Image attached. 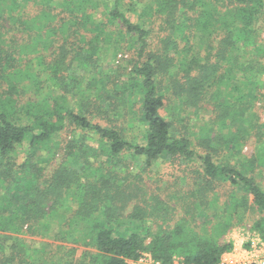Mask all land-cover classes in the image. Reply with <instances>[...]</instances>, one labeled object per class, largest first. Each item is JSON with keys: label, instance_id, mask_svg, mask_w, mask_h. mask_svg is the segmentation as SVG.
<instances>
[{"label": "trees", "instance_id": "16d2710c", "mask_svg": "<svg viewBox=\"0 0 264 264\" xmlns=\"http://www.w3.org/2000/svg\"><path fill=\"white\" fill-rule=\"evenodd\" d=\"M123 8V0H0V264H71L49 249L33 256L28 236L89 244L94 251L88 264H131L142 252L152 264H169L174 256L185 264H219L232 246L225 235L248 211L260 214L252 227L264 231L261 184L238 166L199 153L187 136L173 135L160 113L168 109V87L180 105L210 95L223 105L232 97L264 100V0L131 1L126 9L137 22ZM157 21L162 34L154 40ZM134 47L137 59L110 104L111 80L87 78L85 92L104 123L73 111L66 95H51L52 82L76 73L69 72L74 62L85 70L105 49ZM28 49L36 54L20 60ZM110 108L113 119L103 114ZM67 122L79 137L44 177L37 151L44 152ZM135 124L136 133L127 135ZM125 155L142 157L145 167L163 157L198 163L190 173L181 171L189 180L187 188L175 190L182 202L171 205L158 192L129 207L140 188L120 171ZM79 159L82 165H75ZM53 224L62 231L54 232Z\"/></svg>", "mask_w": 264, "mask_h": 264}, {"label": "rangeland", "instance_id": "374dc122", "mask_svg": "<svg viewBox=\"0 0 264 264\" xmlns=\"http://www.w3.org/2000/svg\"><path fill=\"white\" fill-rule=\"evenodd\" d=\"M131 1L143 3L144 0H123V10H125L130 19L137 22L138 19L136 14L126 9L128 3ZM26 8L31 14L35 13L33 11L35 9L32 8L31 3L27 5ZM154 24L155 26L152 28V39L155 40L162 32L159 30V21ZM260 28L261 35L264 36V26ZM79 31L81 32L80 29ZM67 34L71 35L69 31ZM23 35L25 42H29L30 37L27 34ZM76 35L78 36V34ZM87 36L91 37L92 32H89ZM59 39L60 42H57L58 44L63 41L62 38ZM70 40L73 41L74 39L70 38ZM44 41L48 43V41ZM43 44L44 42L39 45L41 46ZM79 44L86 46V44L81 42ZM21 47L26 46L22 44ZM42 53L47 58H50L52 55H50L49 50L46 52L44 50ZM34 54L28 49L25 54L20 52L18 56L20 60H26V55L32 59ZM68 55L71 57L74 53L71 51ZM136 59L135 47L134 49L126 48L123 52L118 53L114 52L112 48L108 50L105 49L104 52L96 56L95 60L93 59L91 61L88 69L82 70V67L74 62L73 71L69 69V72L72 74L75 70L76 73H73V76L66 77V79L64 78V81L60 79L52 82L55 91H51L50 93L54 97L66 95L69 107L73 109V111L86 114L89 118H93L92 120L95 122L104 123L106 121L105 119H99V117L95 116L97 113V102L93 99V96L89 97L87 92H85L88 81L87 78L94 75L95 77H106L111 80V86H109L108 92L106 93V99L110 97V101L106 103V105H108L111 102V96L113 97L112 94L114 89L118 90L121 82L129 77L128 71L133 61ZM79 76H83L84 78L81 79ZM44 77L48 78V74L47 76L44 74L43 78ZM74 79L76 82H74ZM262 79L264 80V76ZM118 82L120 84H118ZM49 83L50 82H47V84ZM250 85V88L258 89L256 84L253 85L251 82ZM45 87L48 89L47 85ZM46 88H43V90L46 91ZM163 89L165 90V88ZM168 89L170 94L169 98L166 99L168 109H162L160 113L170 121L171 133L176 136L184 135L190 138L192 141V148L199 153L210 152L216 161L238 166L243 172L254 177L264 188V100L258 99L237 102L233 100L232 97L226 105H223L220 100L209 94L210 97H204L203 99L201 97L195 100V102L191 100L186 103H181L180 105L179 101L172 94L173 90L170 87H168ZM225 92L226 89L224 93ZM29 95L30 93L28 91H24V97L27 96L28 98ZM175 105L176 107L173 108ZM114 107L116 106L114 105ZM114 107L112 106V108ZM112 108L106 112L108 114H105V109L102 110L104 111L103 114L111 119L115 118L113 114L116 113V110ZM225 109H227V111H225ZM245 117H247V120ZM120 121L123 122L124 120L122 118L116 119V122ZM136 127L137 124L128 130L127 135L131 136L135 134ZM72 129L73 126L67 122L66 128L55 137L54 141L49 144V147L45 149L44 152L42 149L37 151L38 156L43 158L41 162L44 167L42 173L44 177H48L52 170L63 160L65 157V146L74 138L77 139L79 137L78 133ZM94 151L100 152L103 155H101V157L104 158L105 153L100 149ZM45 155L48 159L45 158ZM21 158L22 155L17 158V161L20 162ZM124 158L125 160L122 162L124 167L120 170L122 171V175L133 177L134 182H136L138 188H140L137 194L139 197H134L129 207L136 204L138 201L141 202V198L145 201L153 200L151 197L153 194H158V192H161L162 196L166 194L172 201L171 205H179L180 203L177 202H182V200L177 198L175 190L178 188H187L189 186V180H187L185 176H181L183 175L181 171H188L190 173L195 170L198 165V163H188L180 157H163L162 159H158L151 167H145L142 157L125 155ZM90 160L92 161L93 158L90 157ZM72 163H70V165ZM77 163L82 165L80 159L77 160L75 165ZM41 184L42 183L39 182V185ZM142 190L143 192H141ZM65 207L66 206L59 208V211L64 213ZM129 207L127 210L130 209ZM127 210L125 212H127ZM246 215L245 221L242 224L233 227L225 235L232 246L230 250L221 254L219 264L258 263L259 260L264 259V231H257L252 227L253 221L258 219L260 214L252 209L248 211ZM52 227L54 232L62 231L60 228L61 226L53 224ZM28 237L30 239H26V242L29 244V251L33 256L35 254H42L44 250L41 251V249L44 248L45 250H50V255L55 254L57 257L61 255L67 260L71 259V264H88L90 262V254L94 251L93 247L89 244L83 245L70 241L63 242L56 239H54L55 242H53L43 238ZM44 242L53 243H51L49 247V245ZM62 253L64 254L62 255ZM146 254V252H142L141 257L130 263L149 264L150 262ZM169 264L185 263L181 257L174 256Z\"/></svg>", "mask_w": 264, "mask_h": 264}, {"label": "built area", "instance_id": "2783aa9c", "mask_svg": "<svg viewBox=\"0 0 264 264\" xmlns=\"http://www.w3.org/2000/svg\"><path fill=\"white\" fill-rule=\"evenodd\" d=\"M146 256L148 257L149 259V264H152L153 263V260L151 259V256L147 253ZM258 264H264V259H261L258 261Z\"/></svg>", "mask_w": 264, "mask_h": 264}]
</instances>
